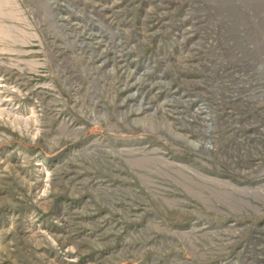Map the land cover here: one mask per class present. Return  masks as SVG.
I'll return each instance as SVG.
<instances>
[{
  "label": "rangeland",
  "instance_id": "rangeland-1",
  "mask_svg": "<svg viewBox=\"0 0 264 264\" xmlns=\"http://www.w3.org/2000/svg\"><path fill=\"white\" fill-rule=\"evenodd\" d=\"M0 264H264V0H0Z\"/></svg>",
  "mask_w": 264,
  "mask_h": 264
}]
</instances>
